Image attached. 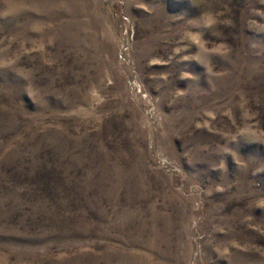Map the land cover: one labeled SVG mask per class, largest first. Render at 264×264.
I'll return each mask as SVG.
<instances>
[{"label":"rangeland","instance_id":"1","mask_svg":"<svg viewBox=\"0 0 264 264\" xmlns=\"http://www.w3.org/2000/svg\"><path fill=\"white\" fill-rule=\"evenodd\" d=\"M0 264H264V0H0Z\"/></svg>","mask_w":264,"mask_h":264}]
</instances>
